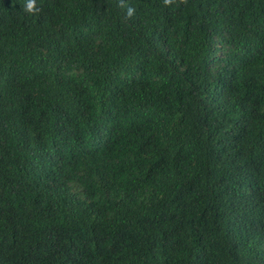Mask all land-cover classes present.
I'll return each instance as SVG.
<instances>
[{"label": "trees", "instance_id": "1", "mask_svg": "<svg viewBox=\"0 0 264 264\" xmlns=\"http://www.w3.org/2000/svg\"><path fill=\"white\" fill-rule=\"evenodd\" d=\"M25 3L0 0V264H264V0Z\"/></svg>", "mask_w": 264, "mask_h": 264}, {"label": "clouds", "instance_id": "2", "mask_svg": "<svg viewBox=\"0 0 264 264\" xmlns=\"http://www.w3.org/2000/svg\"><path fill=\"white\" fill-rule=\"evenodd\" d=\"M175 2V0H163L165 6H170ZM180 3H186V0H179ZM121 6L123 7V0H121ZM23 11L28 14H36L40 11L36 4V0H26ZM135 14V9L132 7L127 8V15L132 17Z\"/></svg>", "mask_w": 264, "mask_h": 264}]
</instances>
